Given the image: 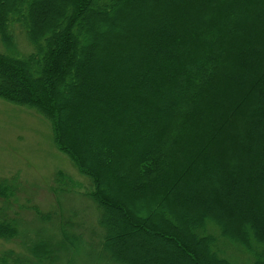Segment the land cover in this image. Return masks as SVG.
<instances>
[{
    "label": "trees",
    "instance_id": "16d2710c",
    "mask_svg": "<svg viewBox=\"0 0 264 264\" xmlns=\"http://www.w3.org/2000/svg\"><path fill=\"white\" fill-rule=\"evenodd\" d=\"M0 99L43 115L90 182L96 264H264V0H0ZM18 227L0 208V240ZM35 237L0 264L82 241Z\"/></svg>",
    "mask_w": 264,
    "mask_h": 264
},
{
    "label": "rangeland",
    "instance_id": "374dc122",
    "mask_svg": "<svg viewBox=\"0 0 264 264\" xmlns=\"http://www.w3.org/2000/svg\"><path fill=\"white\" fill-rule=\"evenodd\" d=\"M13 36L23 54L31 51L18 25L13 29ZM58 171L70 176L80 186V194L61 195L58 199L51 194ZM2 182L10 186L14 194L8 200L0 199V208H5L10 218L19 221L22 238L0 240V253L12 250L21 254L24 237L34 240L36 235L47 237L51 234L57 238L61 226L66 228L68 237L76 235L87 243L79 241L78 254L71 255L60 264L97 263L99 212L95 204L83 195L90 189V182L54 145L50 124L43 115L35 109L0 99ZM234 259L230 260L234 263L239 261Z\"/></svg>",
    "mask_w": 264,
    "mask_h": 264
}]
</instances>
